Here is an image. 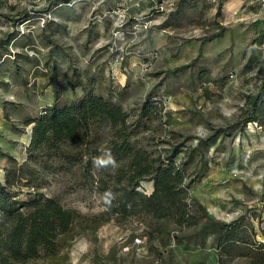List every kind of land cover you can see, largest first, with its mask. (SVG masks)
Returning a JSON list of instances; mask_svg holds the SVG:
<instances>
[{
    "label": "rangeland",
    "instance_id": "obj_1",
    "mask_svg": "<svg viewBox=\"0 0 264 264\" xmlns=\"http://www.w3.org/2000/svg\"><path fill=\"white\" fill-rule=\"evenodd\" d=\"M261 29L264 0H0V123L15 135L8 146L18 162L29 139L25 117L51 105L55 90L61 103L76 98L89 79L130 114L148 99L160 106L136 135L143 145L177 146V161L196 149L186 189L195 224L168 223L159 233L144 218L111 219L56 258L28 264H264V125L242 126L240 117L264 77ZM0 143L3 181L14 157ZM52 171L45 195L89 217L105 209L76 168ZM141 190L150 193L151 181ZM205 214L241 222L247 247L222 254L213 233L200 232Z\"/></svg>",
    "mask_w": 264,
    "mask_h": 264
},
{
    "label": "trees",
    "instance_id": "obj_2",
    "mask_svg": "<svg viewBox=\"0 0 264 264\" xmlns=\"http://www.w3.org/2000/svg\"><path fill=\"white\" fill-rule=\"evenodd\" d=\"M256 40L264 43V29ZM159 115L160 106L149 99L130 114L112 100L110 90L106 96L98 93L89 79L76 98L61 103L55 90L51 105L25 117L26 158H10L0 181V264L54 259L76 235L111 219L144 218L159 233L168 223L195 224L200 215L187 202L186 189L187 165L196 149L188 151V160L177 161V146L161 150L136 138ZM240 117L242 126L264 125V77L245 96ZM49 168L53 173L76 168L81 185L104 196L105 209L89 217L64 206L57 195H45L40 188ZM144 181L152 183L148 194L141 190ZM205 217L200 232L213 233L222 254L234 256L247 247L249 236L241 222ZM259 256L264 260V253Z\"/></svg>",
    "mask_w": 264,
    "mask_h": 264
},
{
    "label": "crops",
    "instance_id": "obj_3",
    "mask_svg": "<svg viewBox=\"0 0 264 264\" xmlns=\"http://www.w3.org/2000/svg\"><path fill=\"white\" fill-rule=\"evenodd\" d=\"M10 128L6 125V123L2 122L0 123V141H4L6 145L4 146V150L8 151L9 155L14 157L15 159H23L21 156H19L17 150L11 149V147L8 146L10 142V138L15 137L13 135V132L9 130ZM29 140V139H28ZM1 145V143H0ZM10 145V144H9Z\"/></svg>",
    "mask_w": 264,
    "mask_h": 264
},
{
    "label": "clouds",
    "instance_id": "obj_4",
    "mask_svg": "<svg viewBox=\"0 0 264 264\" xmlns=\"http://www.w3.org/2000/svg\"><path fill=\"white\" fill-rule=\"evenodd\" d=\"M101 162H103V161H101Z\"/></svg>",
    "mask_w": 264,
    "mask_h": 264
}]
</instances>
